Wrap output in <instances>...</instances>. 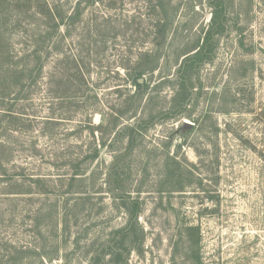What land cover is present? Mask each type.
I'll list each match as a JSON object with an SVG mask.
<instances>
[{
	"label": "rangeland",
	"instance_id": "1",
	"mask_svg": "<svg viewBox=\"0 0 264 264\" xmlns=\"http://www.w3.org/2000/svg\"><path fill=\"white\" fill-rule=\"evenodd\" d=\"M0 35V264H264V0H0Z\"/></svg>",
	"mask_w": 264,
	"mask_h": 264
},
{
	"label": "trees",
	"instance_id": "2",
	"mask_svg": "<svg viewBox=\"0 0 264 264\" xmlns=\"http://www.w3.org/2000/svg\"><path fill=\"white\" fill-rule=\"evenodd\" d=\"M41 14H43L44 17L47 18L48 21L46 22V24L52 30V33H53V28H57V26H58V22H57L58 18H60L61 22L64 21V16H63L62 12H60V10H58V7L56 5H55V7L53 6V8L51 6H47L46 12L41 11ZM73 19H75V18L73 17ZM223 29H224L223 22L220 19V17L218 16V13L216 12L215 15H213V17H212L211 28L210 27L208 28V32L206 33V37L204 39V43H203L202 47H200V48L197 47L198 48L197 50H196V48L193 49V50H196L193 53V55L191 57L188 56V57H185L183 59L182 68L191 67L194 64H198V63L201 64L205 60H211L212 59L211 53H209L207 51L209 49L208 45L210 43V39L213 36L212 34L219 33ZM1 41H2V37L0 35V42ZM1 51L2 50L0 49V60H1L2 54H4ZM12 54L13 53L11 51H8V53H6L7 60H9L10 62H13V59H14ZM205 58H208V59H205ZM14 70L17 72V69H14ZM142 78L143 77H141V73H140V75H137L134 79L135 85H137L139 87L142 86L143 83L139 81V79H142Z\"/></svg>",
	"mask_w": 264,
	"mask_h": 264
},
{
	"label": "water",
	"instance_id": "3",
	"mask_svg": "<svg viewBox=\"0 0 264 264\" xmlns=\"http://www.w3.org/2000/svg\"><path fill=\"white\" fill-rule=\"evenodd\" d=\"M139 81H140V82H142V81H143V79H139Z\"/></svg>",
	"mask_w": 264,
	"mask_h": 264
}]
</instances>
